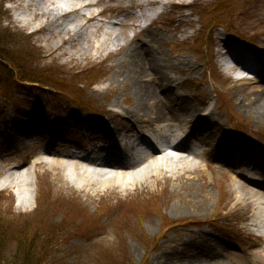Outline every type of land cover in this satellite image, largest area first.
I'll list each match as a JSON object with an SVG mask.
<instances>
[{
	"label": "rangeland",
	"instance_id": "rangeland-1",
	"mask_svg": "<svg viewBox=\"0 0 264 264\" xmlns=\"http://www.w3.org/2000/svg\"><path fill=\"white\" fill-rule=\"evenodd\" d=\"M103 1L81 12L102 11L104 22L96 18V23L86 24L72 15L59 19L55 24L59 27L49 25V30L36 32L35 26L45 20L42 10L57 17L69 1L0 0V34L17 48L9 46L7 51L29 59L17 63L22 72L53 78L54 85L57 80L60 85L24 83L12 77L17 71L0 67V179L15 168L19 183V188L6 189L0 183V264H264V237L252 238L264 233V211L259 208L258 214L249 205L252 199L242 198L259 190L245 177L250 182L257 179L246 169L244 154H239L244 149L264 156V115L249 108L256 94L241 89L249 80L237 79L236 55L228 56L225 68L219 64L221 48L216 46L219 41L222 45L235 41L245 51L263 49L264 0H228L231 6L224 10L218 3L225 0H198L190 9L178 6L190 0H168L170 6L162 3L164 8L148 5V19L129 15L140 14L138 8L118 12L144 0ZM21 17L29 24L20 22ZM61 24L73 28L71 34L63 32ZM219 25L231 28L232 35ZM144 27L153 39L136 35ZM133 37L145 42L151 58L154 55L149 61L171 80L160 85V107L175 108L172 96L197 113L180 124L171 122V129L184 128L191 119L194 126L189 130L198 136L202 127L198 130L196 124L210 112L211 119L204 124L213 126L205 128L210 137L202 152L215 162L204 164L202 157L199 168L183 175L184 183H173L163 174L142 184L137 178L126 191L93 193L82 187L80 178L73 180L72 171L50 168L38 156L45 148L88 149L103 143L96 138L102 136V127L112 131L114 140L130 126L127 111L134 88L123 84L121 76L118 83L111 79L120 73L115 66L122 64L119 58L125 49L113 51ZM154 81L159 82L153 76L142 78L152 88ZM260 86L264 88V83ZM149 119L134 124L151 128L164 124L146 122ZM144 129L137 136H146ZM106 140L104 146L111 141L109 136ZM230 162L231 168L224 166ZM182 199L193 202L176 209ZM161 212L172 228L160 223ZM180 239L191 241L181 246L176 241ZM245 249L250 252H242Z\"/></svg>",
	"mask_w": 264,
	"mask_h": 264
},
{
	"label": "bare ground",
	"instance_id": "bare-ground-1",
	"mask_svg": "<svg viewBox=\"0 0 264 264\" xmlns=\"http://www.w3.org/2000/svg\"><path fill=\"white\" fill-rule=\"evenodd\" d=\"M33 2H43L44 0H28ZM51 3H56L57 0H49ZM61 1V0H60ZM63 1V0H62ZM68 6L59 16H55L52 13L46 12V10H42L40 12L41 16L45 17V20L43 23L35 26L34 30L37 32H42L45 30H49L50 26L59 27V25H55L59 19L69 17L72 15H78L79 17L86 20V24L92 23L98 15H100V12L97 13H87L81 12L82 10H86L87 7H90L92 3L87 2L85 3L84 0H68ZM198 0H190L189 2L185 3L182 2L178 6L186 7L190 9V6L194 8L195 2ZM99 0L97 1V3ZM200 2V1H199ZM162 3L165 5L170 6V1H160V0H144L143 2H139L137 4H128L125 7H121L118 12H123L125 10H133L134 8H138L140 10V14H129L132 16H138L142 17L144 19H148L149 16L147 15L146 7L148 5L150 7H157L160 6L163 7ZM40 4V3H39ZM175 4V3H174ZM194 4V5H193ZM218 4H230L228 0L221 1ZM164 5V6H165ZM164 8V7H163ZM154 12V14L160 13ZM193 12V11H191ZM194 13V12H193ZM74 17V16H73ZM77 18L74 17L73 20ZM20 22H22L24 25L29 24V20L27 18H20ZM54 24V25H53ZM50 25V26H49ZM79 24H76L75 26H78ZM74 26V27H75ZM134 27H137L138 24L133 25ZM147 25L146 27H148ZM96 27L102 28L101 25H97ZM146 27L140 28L137 30L136 35H141L142 37H147L153 39V33L147 34ZM60 28L65 33H70L73 31V28L67 27V25L61 24ZM96 28V29H98ZM53 33H57V31L51 30ZM182 31V30H178ZM95 32V30H94ZM145 32V33H143ZM111 33V32H110ZM74 39V38H73ZM47 40V39H46ZM228 42V41H226ZM229 43H226L222 46H226ZM219 47V44L216 45ZM122 49H125L122 55L119 58V61H122V64L116 65L115 68L117 70H120L119 75L115 73L112 76L111 81L113 83H118L120 76L123 79V84H129L130 87L134 88L135 96L134 100L131 102L130 107L127 111V114L129 115L131 122L130 126L126 128L127 134H123L122 136L124 138H127L130 136V134H133L134 138L129 139L124 142L122 145L123 151L120 153L117 152H105L102 153V148L104 146H100L106 139L109 138L111 141L108 143V146L114 145V134H112V131H110L109 128H103L100 130H103L102 136H96V138H100L99 141L103 143H97L95 146H88L89 152L93 154V157H89V153H82V160L75 158L74 152L72 150V147L69 149L68 147H65L62 151L57 150H50L48 148H45L39 153L38 159L40 163L45 164L46 166H49L50 168H59L62 167V169L65 170V168L69 169V171H72L75 174V179L78 180L80 178V182L83 188L87 189V191H91L93 193H103V191H110L117 189L119 191H126L128 189H132L133 186H135L138 181L137 178L141 182L138 184H142L143 182L147 183V181H157L159 178L162 177L163 174H165L166 178L169 181L174 182H181L182 177L185 173L194 171L192 168H199L201 164L200 162H193L188 156L194 155L197 151H199L202 148V144L207 141V139L210 137V130H206L205 128H209L210 126H213V123L209 124H201L202 132L198 136H191L193 140V149L192 151L187 153V156H172L169 154H165L164 157H159L161 152L159 150H153L149 155L147 156H140L141 153L136 152L133 148L136 145L141 144H147V140L143 137H139L138 132L142 129L149 130L152 136L156 137L163 133H167L168 135H171L173 139H175V142L180 139V143L177 145V148L174 147L172 143H167L166 147L171 148L182 152H187L186 148L184 147L186 142L189 139V135L186 134V130L181 128L178 129L180 132L174 133L177 130L171 129L170 123L173 121H178V123H182V119L190 118L191 116L196 117L197 113L196 111L192 112L189 108H187V103L178 100H175V97L171 96L170 93V99L171 101L176 102V107L179 109H175L172 107L161 108L160 107V94L159 89L160 85L165 83H170L171 80H169L167 77H165L159 69L155 66V63L153 61H149L153 58L154 55H152L151 58V52L149 51V47L145 44L143 40H138V38L133 37L132 40H128L127 42H124V44L119 47L117 50H114L113 52L120 51ZM109 54L112 52H108ZM143 53L146 54V57H144ZM117 59V58H116ZM244 64L247 67H251L252 70L259 71L258 78L256 80H249L246 83H243L242 90L248 91V92H254L255 98L251 99L250 102H252L251 107H249L252 110H255L256 114L258 116L264 115V88L260 86V82L264 80V62H255L252 59L244 58ZM124 65H128L129 68L122 70ZM114 69V66L112 67ZM122 70V71H121ZM146 76H153V78L157 79L159 82L154 81V88H152L150 85H145L142 82V78ZM157 76V77H156ZM238 80L242 78H237ZM241 81V80H240ZM245 82V81H244ZM264 82H262L263 84ZM155 87L157 90L155 91ZM178 102V103H177ZM206 116V117H205ZM203 116L204 121H209L211 119V115H205ZM149 117V120H146V122H154V123H164L163 126H152L151 127H142L140 125H135L134 122H140L139 120H142L144 118ZM185 124H189L192 127L194 126V123L191 119H189L188 122ZM115 129V128H114ZM194 133L193 131L190 132ZM104 145V144H103ZM98 146V147H97ZM86 150V149H81ZM114 151H117V149H113ZM128 151V152H127ZM146 149H144L143 152H145ZM244 160H246L247 164L252 167L253 169V176L259 179L260 186H258L259 190L254 192H248L243 197H250L252 200L249 202V205L251 208L257 209V213L260 214L261 210L264 211V156L256 157L255 155H252L251 152L248 150H244ZM128 156H131V160H127ZM51 157L52 159H49L50 161L42 162L43 158ZM89 157V158H88ZM83 161H86L88 163V167L85 164H82ZM36 162L33 163V166ZM192 164V165H191ZM195 165V166H194ZM31 166V167H33ZM15 168L8 169V171L3 174V180H2V186L3 189L6 188H19V183L16 181V176L13 174ZM191 169V170H190ZM121 170V171H120ZM124 170V171H123ZM177 170H180L177 171ZM190 170V171H189ZM120 171V172H119ZM178 173V174H177ZM176 174V175H174ZM77 178V179H76ZM263 178V179H261ZM183 182V181H182ZM184 183V182H183ZM238 185V182H236ZM254 185V184H253ZM183 188V187H181ZM242 192V191H239ZM238 199H241V196H236ZM190 202H193V200H187L182 199L179 201V206L176 209H179L180 206L185 207ZM21 204H24L23 201H21ZM133 203H130V206H133ZM261 210H260V209ZM177 211V210H176ZM182 212L183 210H179ZM262 215V214H261ZM160 217L162 221L167 220V216H165L162 212L160 213ZM144 221V219H143ZM142 221V224H143ZM263 222V219L260 220ZM162 224V222L160 221ZM174 225L170 224V228H172ZM177 243H180L181 246L186 245L191 241V239H185V240H176ZM177 246V245H176ZM247 252V250H244Z\"/></svg>",
	"mask_w": 264,
	"mask_h": 264
},
{
	"label": "trees",
	"instance_id": "trees-1",
	"mask_svg": "<svg viewBox=\"0 0 264 264\" xmlns=\"http://www.w3.org/2000/svg\"><path fill=\"white\" fill-rule=\"evenodd\" d=\"M9 46H12L10 44L9 41V37L6 36H2V34H0V67L2 66L4 71L6 72H11L10 69H13L15 71H17V74L13 75L17 76L16 79H19L20 81L24 82V83H33V84H43L46 85L45 87H57L60 86L57 80V84L54 85V80L53 78H47L44 76H40L39 74H36L35 72H32V74H28L25 72H22V69L20 68L21 63L26 59L25 56H16L17 53L13 54V56H11V52L7 51V47L9 48ZM13 48H16V46H12ZM17 49V48H16ZM13 51V50H11ZM22 59V62L21 60ZM17 63H20V65L18 66ZM13 67V68H11ZM11 74V73H10ZM7 77H9V74H6L5 76V80H10ZM5 85H7V83H4ZM133 207V206H131ZM134 209V208H133ZM162 223L164 224H169L170 225V221L167 219L166 221H162ZM170 228V227H169Z\"/></svg>",
	"mask_w": 264,
	"mask_h": 264
}]
</instances>
